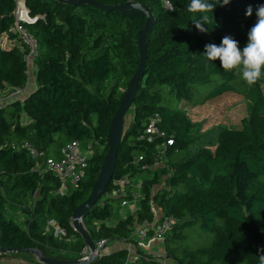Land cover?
Listing matches in <instances>:
<instances>
[{
  "label": "trees",
  "instance_id": "obj_1",
  "mask_svg": "<svg viewBox=\"0 0 264 264\" xmlns=\"http://www.w3.org/2000/svg\"><path fill=\"white\" fill-rule=\"evenodd\" d=\"M97 1L113 8L26 0L34 17L28 27L39 44L33 67L37 86L23 99L0 106V247H36L48 258L79 264H259L264 248V75L249 86L238 69L225 71L219 59L208 60L203 53L206 44L219 45L226 35L239 41L242 50L264 0L217 4L206 13L207 32L195 27L193 20L205 13L189 12L190 0ZM129 1L147 5L155 24L147 35L145 73L113 180L83 218L95 244L106 243L100 254L83 260L88 245L72 225L73 212L92 192L109 149L112 118L140 63L138 32L147 16L140 9L116 8ZM249 5L251 16L246 15ZM15 6L16 0H0V93L6 96L26 86L31 69L27 47L13 30ZM229 92L248 100L243 125L220 127L215 142L193 151L198 141L194 124L178 103L204 104ZM157 114L164 134L145 135ZM73 140L94 152L78 186L59 193V177L37 167L47 158H60L61 148ZM24 143L36 147L39 157L32 158L21 147ZM117 180L125 181L123 192H117ZM135 199V213L109 223L116 208ZM153 205L160 221L177 219L164 234V256L142 248L134 235L137 226L157 220ZM58 228L66 235L57 236ZM130 245L137 253L133 262ZM25 254L0 253V258Z\"/></svg>",
  "mask_w": 264,
  "mask_h": 264
},
{
  "label": "built area",
  "instance_id": "obj_2",
  "mask_svg": "<svg viewBox=\"0 0 264 264\" xmlns=\"http://www.w3.org/2000/svg\"><path fill=\"white\" fill-rule=\"evenodd\" d=\"M14 14V27L13 30L18 34L21 41L27 47V52L25 55V59L28 63L29 68L35 67V59L39 53V44L36 37L29 30L28 24L34 21V17L31 16L30 9L26 4V0H16V6L13 11ZM160 122V116L157 114L153 116L145 127L144 134L148 136H152L153 134L163 135L164 133L159 130L158 123ZM172 140H168V143H171ZM22 148H25L29 151L32 158H38L40 153L39 150L30 145L29 143H24ZM93 150L91 146L84 147L81 142L78 140H73L66 143L61 148V157L56 159L54 157H50L44 160L42 164L38 165V169L43 171H52L54 172L60 179V186L57 190L59 193H67L72 188L77 187L79 182L86 174V168L88 165V160L93 154ZM142 159V157H140ZM124 180H117L116 184L119 185L117 192L124 191ZM130 202H124L123 206H127ZM135 205L131 204L129 209L135 210ZM131 213V212H130ZM129 212L123 216L126 217ZM156 213V212H155ZM177 222V219L174 217H166L162 221L157 216V220L153 223L145 222L143 225L137 226L134 235L140 237L141 240H148L149 243L155 240L162 241L164 238V234L166 230H168L171 226H173ZM152 229L154 231L153 235H148V231ZM55 234L57 236H65L66 231L63 228H58L55 230ZM153 240H150V239ZM106 241H100L96 244L97 250L94 252V255L100 254L103 246ZM142 242L140 241V244ZM129 260L133 262L137 258V253L134 246H129ZM93 254L92 250L89 246L85 248L83 252V260L89 259Z\"/></svg>",
  "mask_w": 264,
  "mask_h": 264
},
{
  "label": "water",
  "instance_id": "obj_3",
  "mask_svg": "<svg viewBox=\"0 0 264 264\" xmlns=\"http://www.w3.org/2000/svg\"><path fill=\"white\" fill-rule=\"evenodd\" d=\"M64 3H69L71 5H81V4H90L101 9L107 10L112 9V6H107L97 0H59ZM116 8L120 9H140L142 10L146 16L147 21L145 26L138 32L139 41V55H140V63L137 71L134 73L133 77L130 80V85L125 95L123 96L119 108L116 110L108 132V146L109 149L104 158L103 164L101 166L100 172L98 174V178L95 181L92 192L88 199L80 204L73 212V227L75 231L83 236L87 245L92 250L93 254L91 257H94V252H96L97 247L95 242L93 241L91 235L88 230L85 228L83 223V218L87 215L89 210L97 203L99 198L106 192L109 187L111 181L113 180L116 165L118 161V152L123 142L124 133L126 130V117L127 114L134 102L136 93L139 87V81L143 77L145 73V66L147 64V35L154 28L155 17L151 10L147 5L129 1L124 4L116 6ZM8 252H25L30 253L38 257V261L41 264H79L82 261L79 260H59L46 257L43 252L36 247H0V253H8Z\"/></svg>",
  "mask_w": 264,
  "mask_h": 264
},
{
  "label": "rangeland",
  "instance_id": "obj_4",
  "mask_svg": "<svg viewBox=\"0 0 264 264\" xmlns=\"http://www.w3.org/2000/svg\"><path fill=\"white\" fill-rule=\"evenodd\" d=\"M8 42V40H7ZM35 69V68H33ZM33 69L29 70V80L28 83L33 80ZM36 71V70H35ZM35 88H33L34 90ZM264 89V87H263ZM31 90V91H33ZM30 91V92H31ZM30 94V93H29ZM2 99H12V96L4 95L0 93V100ZM186 103L185 100L178 103L179 106L185 109L190 116L193 124H194V134L198 137V141L191 147L193 151L197 150L199 146L203 143L207 142H215L218 135V130L220 127H240L243 125L245 118L248 116V100L246 96L236 92H229L220 97L214 98L212 100L207 101L204 104H192ZM1 106V104H0ZM133 117V109H131L126 117V124L130 122ZM157 164L156 166H158ZM155 166V167H156ZM142 179V178H141ZM140 178L134 180V184H137ZM134 204L136 209H138L139 204L137 199L130 202L127 206H121L116 208L113 211V215L108 219L109 223H115L120 218L125 216L129 211V206ZM154 210L157 216H160V210L157 205H153ZM136 212V211H135ZM136 238L140 241V237ZM149 240V239H148ZM145 240V241H148ZM150 240H153L152 238ZM123 245L122 243H118ZM150 245L154 246L153 252L154 255L164 256V242L160 240H155L150 243ZM110 248H115V245H111ZM38 261V257L26 253L24 256L16 257V256H8L4 258H0V262L2 263H18V264H36Z\"/></svg>",
  "mask_w": 264,
  "mask_h": 264
},
{
  "label": "clouds",
  "instance_id": "obj_5",
  "mask_svg": "<svg viewBox=\"0 0 264 264\" xmlns=\"http://www.w3.org/2000/svg\"><path fill=\"white\" fill-rule=\"evenodd\" d=\"M230 0H190L187 10L189 12L205 13L198 19L193 20L195 27L201 32H207L210 17L206 14L214 11L217 4L228 5ZM253 8L251 5L246 9V15L251 16ZM256 22L248 32V42L241 50L239 41L233 36L226 35L219 45L209 43L205 45L203 55L212 61L217 59L225 71L239 70V74L247 85L256 84L264 75V4L256 7ZM259 264H264V248L259 251Z\"/></svg>",
  "mask_w": 264,
  "mask_h": 264
},
{
  "label": "crops",
  "instance_id": "obj_6",
  "mask_svg": "<svg viewBox=\"0 0 264 264\" xmlns=\"http://www.w3.org/2000/svg\"><path fill=\"white\" fill-rule=\"evenodd\" d=\"M16 42V41H15ZM6 43H13V41L9 40L8 39V42L6 40ZM33 69V68H32ZM36 69H33V80L31 81V83H27L25 87L23 88H18L17 91L13 92L12 94H10V96H12V98H20V99H23L26 95H28L30 93L31 90H33V88H35L37 86V82H36ZM11 99H2L0 100V104H6L8 101H10ZM137 209L135 208V210H131L129 209V213H135ZM112 224V223H111ZM137 236V235H135ZM139 238V237H138ZM142 243L140 244L142 246V248L146 249L147 251L149 252H153V248L154 246L150 245V243L148 241H143V240H140Z\"/></svg>",
  "mask_w": 264,
  "mask_h": 264
}]
</instances>
